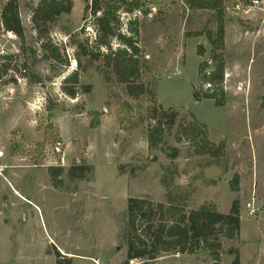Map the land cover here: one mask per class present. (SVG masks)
Segmentation results:
<instances>
[{"label":"rangeland","instance_id":"obj_1","mask_svg":"<svg viewBox=\"0 0 264 264\" xmlns=\"http://www.w3.org/2000/svg\"><path fill=\"white\" fill-rule=\"evenodd\" d=\"M72 1L71 13L59 17L48 36L68 59L66 67L50 62L41 48L31 22L37 0H17L24 44L0 27V44L7 55L16 56L12 66L18 70L16 83L0 85L1 264H56V246L75 256L72 264H124L128 199L166 204L169 197L186 210L213 205L224 214L237 201L240 232L234 240H221V264L234 260L230 250H238L241 264H264V14H244L235 10L237 0L225 1V105H217L194 97L200 89L199 66L210 61L207 38L186 37L206 29L215 32L212 12L191 11L185 0H145L140 11H121L119 33L131 36L129 22H138L134 27L149 68L141 81L150 92L133 100L124 84L100 73V60L77 59L75 43L88 39L92 48L97 32L86 3ZM5 2L0 0V10ZM144 10L149 11L146 16ZM75 71L80 85L90 88L71 98L62 86ZM155 104L180 115L170 129L163 123V144L151 149L146 131L156 123L147 113ZM185 113L206 127L212 143H223V151L199 155L192 135L180 126L191 123ZM57 141L64 145L62 157L52 155ZM175 150L178 155L172 159ZM76 165L92 168L87 180L67 177ZM49 167L65 170L60 190L49 182ZM14 171L20 180L15 181ZM149 264L213 261L205 252L161 253Z\"/></svg>","mask_w":264,"mask_h":264},{"label":"trees","instance_id":"obj_2","mask_svg":"<svg viewBox=\"0 0 264 264\" xmlns=\"http://www.w3.org/2000/svg\"><path fill=\"white\" fill-rule=\"evenodd\" d=\"M86 3L85 12L90 11L95 17L94 27L97 37L94 47L89 48L86 39L75 43L76 57L82 56L89 59L88 62L100 60L103 70L100 72L106 79L116 78L125 85L127 95L133 100H139L148 90L147 85L141 81L143 70H149L148 62L142 55L139 46L136 26L138 22H129L131 36L119 33L121 26L119 14H133L140 11L146 5L145 0H83ZM225 1L226 0H185V7L191 11L207 10L214 14L216 30H204L192 32L186 37L205 36L211 47L210 61L202 62L199 66V87L194 97L196 100L212 99L217 105H225L224 93V46H225ZM73 8L72 0H37L31 8V22L38 33L41 48L46 53V58L62 67L70 63L62 53L59 46L52 44L48 38L51 25L64 14H70ZM148 10H144L146 16ZM98 16V17H97ZM0 27L19 38L21 44L25 43L24 29L19 14L17 0H6L0 10ZM114 42L117 48H114ZM23 47V46H22ZM204 47L199 46L198 54H204ZM34 53V52H33ZM35 54V53H34ZM15 55L0 56L4 60L0 65V85L16 83L14 75L17 67L12 66ZM77 65L78 62L76 61ZM80 62V66H81ZM26 67V66H24ZM25 71V68H24ZM26 78V73L24 75ZM6 78V80H3ZM34 83L42 84L38 77L31 78ZM207 85V88H205ZM89 86H81L79 71H75L64 79L62 90L71 98H75L82 90L88 92ZM156 89L155 86L153 87ZM156 95V94H155ZM153 98L155 97L152 95ZM155 99V98H154ZM155 101V100H154ZM264 104V97H263ZM52 111L51 108H48ZM170 112V113H169ZM160 113V118L157 117ZM148 118L156 123V126L146 131L147 142L151 149H157L163 144V123L170 129L180 115L174 109L164 110L160 105H154L148 110ZM185 117L191 120L188 125H180L184 132L192 135L190 142L195 143L201 150L199 155H213L212 151H223V143L216 145L208 138L206 127L199 123L190 113ZM188 135V134H187ZM180 142V140H179ZM171 156L175 159L177 150ZM49 182L54 189L62 188L61 175L65 170L62 167H49ZM92 168L86 165L71 166L67 171L70 180L85 181L88 179ZM236 190L235 182L231 184ZM166 204L154 203L147 199L129 198L123 223V239L127 244V259L124 264H130L133 260H140L144 264L154 262L161 253L194 255L200 252L208 253L213 264L222 263V239L234 240L240 232V213L237 201L232 203L228 213H220L213 205H204L196 210H186L170 199ZM176 203V204H174ZM234 260L230 264H241L238 250H230ZM56 264H72L66 256H62L55 249Z\"/></svg>","mask_w":264,"mask_h":264},{"label":"built area","instance_id":"obj_3","mask_svg":"<svg viewBox=\"0 0 264 264\" xmlns=\"http://www.w3.org/2000/svg\"><path fill=\"white\" fill-rule=\"evenodd\" d=\"M235 10L238 12H242L244 14H264V0H237ZM7 35L9 37L15 36L13 33L7 32ZM7 55V52L4 50V48L0 44V56ZM75 66H77L76 61L74 60L73 63ZM175 75H178L180 72L175 71ZM63 142L57 141L53 147H52V155L55 156H63Z\"/></svg>","mask_w":264,"mask_h":264},{"label":"crops","instance_id":"obj_4","mask_svg":"<svg viewBox=\"0 0 264 264\" xmlns=\"http://www.w3.org/2000/svg\"><path fill=\"white\" fill-rule=\"evenodd\" d=\"M208 42V41H207ZM209 45V44H208ZM210 47V46H209ZM208 50V49H207ZM176 71H179L177 68H176ZM18 171H14L13 172V175L14 176H16L17 178H15V181H17V180H20L21 179V177L19 176V173H17ZM12 180V179H11ZM9 185H11L10 187H14V188H16V183L14 184V183H12V181H9V182H7ZM13 191H14V194L16 195V196H18V197H20V198H23L22 197V195L16 190V189H13ZM3 208H5L6 209V206L5 205H3L2 206ZM54 249H57V251L59 252V253H61L63 256H66L67 258H69L71 261H73L74 259H75V256L72 254V253H70V252H66V251H64L62 248H59V247H57L56 246V248H54ZM47 256H50V255H48L47 254ZM2 261H3V259H2V257L0 258V264L2 263ZM96 263H97V261H95ZM9 263V262H8Z\"/></svg>","mask_w":264,"mask_h":264},{"label":"bare ground","instance_id":"obj_5","mask_svg":"<svg viewBox=\"0 0 264 264\" xmlns=\"http://www.w3.org/2000/svg\"><path fill=\"white\" fill-rule=\"evenodd\" d=\"M1 155V154H0Z\"/></svg>","mask_w":264,"mask_h":264}]
</instances>
